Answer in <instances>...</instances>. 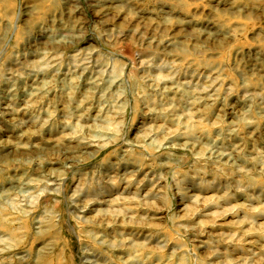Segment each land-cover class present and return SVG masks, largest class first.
<instances>
[{"label":"rangeland","instance_id":"obj_1","mask_svg":"<svg viewBox=\"0 0 264 264\" xmlns=\"http://www.w3.org/2000/svg\"><path fill=\"white\" fill-rule=\"evenodd\" d=\"M0 264H264V0H0Z\"/></svg>","mask_w":264,"mask_h":264}]
</instances>
